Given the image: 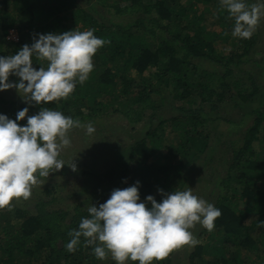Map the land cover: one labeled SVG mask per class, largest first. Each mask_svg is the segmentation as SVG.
Returning <instances> with one entry per match:
<instances>
[{"label":"trees","instance_id":"obj_1","mask_svg":"<svg viewBox=\"0 0 264 264\" xmlns=\"http://www.w3.org/2000/svg\"><path fill=\"white\" fill-rule=\"evenodd\" d=\"M98 1L109 3L112 19H119L116 23L98 16L90 6L88 10L82 8L80 0H0V55L15 54L22 45H30L37 33L93 29L95 36L106 41L92 57L93 69L88 79L78 83L67 98L36 105L15 96V91L8 92L15 89H8L0 92V114L15 120L16 113L24 107H28L29 116L47 107L79 120L80 124L94 125L98 117L110 113H119L128 123L135 124L145 117L153 118L168 91L171 102L178 104L177 114L159 120L158 127L170 124L178 139L176 149L165 146L163 139L156 136L157 131L149 129L129 148L128 159L136 169L124 164L115 175L118 184L112 183L111 189L100 196L93 192L67 212L53 207V190L45 188L34 203L0 208V251L4 253L0 264H15L16 258H24L28 264H116L110 253L102 260L97 259L92 251L95 245H86L83 237L74 251L66 250L68 232L78 228L82 217H88L87 208L98 207L113 189L125 188L120 183L129 178L131 171L129 181H139L140 200L152 195L159 202L161 195L154 196L152 189L167 188L185 166L178 163L173 168L162 167L163 183L154 186L151 180L155 181L158 174L151 172L148 161L155 153L166 148L185 157L189 164L194 163L207 147L208 136L199 131L207 124L206 118L233 104L242 108L256 96L257 107L249 113L252 123L244 133L241 149L232 153L229 172L233 174L225 180L236 185L226 183L230 195L226 192L214 205L221 211L214 221L213 229L218 230L215 235L209 234L211 244L193 247L187 264H264V91H260L252 74L248 76V87L235 78L231 68L246 61L260 66L255 60L257 33L253 32L249 39L234 41L227 55L222 56L215 48L216 37L227 41V32L217 36L206 32L201 25L204 16L194 11V5L182 6L181 0ZM213 1L197 2L209 8L215 4ZM214 6L216 24L225 25L227 10ZM11 29L17 34L15 41L8 40ZM195 60L209 61L222 70L201 69ZM32 61L34 68L46 67V62L35 56ZM148 69H152V79L138 77ZM261 71L264 73V67ZM9 80L18 78L10 75ZM26 119L27 116L17 123L23 126ZM259 132L261 141L252 146L260 140ZM36 175L37 179L42 178ZM239 202L243 208H238ZM146 207L150 204L146 203ZM250 229L253 231L249 232ZM207 231L203 228L201 233ZM206 256L211 259H204ZM153 264H172V251Z\"/></svg>","mask_w":264,"mask_h":264},{"label":"clouds","instance_id":"obj_2","mask_svg":"<svg viewBox=\"0 0 264 264\" xmlns=\"http://www.w3.org/2000/svg\"><path fill=\"white\" fill-rule=\"evenodd\" d=\"M220 4L234 19L231 35L236 38H251L264 18V0L252 4L220 0ZM105 43L93 29L37 33L30 45H22L15 54L0 55V92L15 89L24 101L36 105L67 98L78 83L88 79L92 57ZM33 56L46 62V67L34 68ZM10 75L18 80L10 81ZM27 113L28 107L20 109L15 120L0 114V208L14 198L28 199L38 183L36 174L48 177L52 169L65 165L58 155L70 145L67 133L81 126L79 120L47 107L30 116ZM26 116V124L19 125ZM83 127L87 134L95 131L91 122ZM71 168L75 170V165ZM138 187L136 181L113 189L98 207L90 205L88 217L81 218L77 229L69 230L66 250L74 251L83 237L86 245H95L92 251L97 259L110 253L116 264L128 260L153 264L176 248L195 246L198 240L191 229L199 224L211 231L221 215L219 208L193 194L192 188L167 194L158 189L161 200L157 202L152 195L141 201Z\"/></svg>","mask_w":264,"mask_h":264},{"label":"rangeland","instance_id":"obj_3","mask_svg":"<svg viewBox=\"0 0 264 264\" xmlns=\"http://www.w3.org/2000/svg\"><path fill=\"white\" fill-rule=\"evenodd\" d=\"M197 1L181 0V4L185 7L194 5V11H197L198 14L202 13L205 21H202L201 25L204 26L206 32H214L216 36L221 32H227V41L216 37L218 40L215 46L218 53H221L222 56L227 55L232 47L231 44L240 39L231 35L234 19L229 15L225 25H218L214 17L217 11L214 5L218 9L226 10L221 6L220 0H212L215 4L210 5L209 8ZM80 2L82 8L88 10L90 6L98 16L112 19V15L108 12L107 8L108 2L105 4H101L98 0H80ZM255 2L256 0H250L245 3L252 4ZM112 20L116 23L119 19ZM254 32L257 33L255 47L258 50L255 60L260 62V66L246 61L238 68H231L235 78L244 81L248 87L250 85L248 76L252 74L262 92L264 91V73L261 71V68L264 67V18H261ZM8 37L9 39L17 38L14 29L9 31ZM194 63L201 67V69L203 68L211 72L222 70L219 66L211 64L209 61L195 60ZM151 70H146L138 77L143 76L145 78L150 76V79H152ZM134 75L132 72V76ZM12 91H15V94H10L18 95L16 90L8 92ZM166 92L161 108L151 119L145 117L144 120L138 123L130 124L121 114L110 113L95 120V124L93 125L95 131L91 134H87L85 127H83V125H87L88 123H82L81 126L71 128L67 133L70 145L61 149L58 155V159L62 160L65 165L59 170L52 169L48 177L38 178V183L32 186L31 195L28 199L14 198L9 202V205L13 206L25 202L34 203L45 188L53 190L51 194L55 198L53 207L67 212L71 211L75 204L89 197L93 192L100 196L105 191L111 189L112 183V186L118 184L115 175L124 164L129 163L131 169L132 165L136 169L134 163L129 162V148L134 142L143 138L149 129L157 131L155 132L156 136L163 139L165 146L171 145L176 149L178 139L170 124L158 127L159 120L170 119V117L177 114L176 107H178V104L174 105L171 102L172 96L168 91ZM257 99L258 96L252 102L246 103L242 108H236L233 106L234 104L227 106L225 109H221L206 118L208 120L207 124L203 129L199 128V131L204 132V135L207 134V147L194 163L189 164V161L185 157L177 155L173 150L170 152L166 148L159 149L148 161V166L152 169L151 172L158 174L155 179L156 182L151 180V183L154 186L163 183L164 171L162 167L173 168L178 163H181L185 166L184 170L179 173L178 179L169 182L167 188L162 189L163 193L167 194L173 190H183L189 187L192 188L193 194L215 205L217 200L225 196L228 190L225 180L233 174L229 172L232 153L234 150H240L242 147L244 133L252 123V117H249V113L257 107ZM261 135V132H259L257 137L260 139ZM260 141L261 139L253 142L252 146H256ZM71 164L75 165V170L71 168ZM132 173L133 171H131ZM131 174L129 173L127 176L129 178L120 184L125 187L131 186L135 182L129 181ZM227 185L232 186L236 184L228 182ZM155 187L152 189L154 196L158 194ZM227 195H230V191L227 192ZM238 208H243L240 202ZM202 230L203 227L199 224H196L191 229L198 240L196 245L211 244L208 236L212 233L215 235L218 229L215 228L206 233H201ZM252 231L253 229L249 230V232ZM193 247L185 245L172 250V264H187L188 255L193 250ZM3 255L4 253L0 251V257ZM204 259L210 260L211 257L206 256ZM13 263L28 264L24 258H16ZM100 263L103 264L104 262ZM125 264H130V260L125 261Z\"/></svg>","mask_w":264,"mask_h":264},{"label":"built area","instance_id":"obj_4","mask_svg":"<svg viewBox=\"0 0 264 264\" xmlns=\"http://www.w3.org/2000/svg\"><path fill=\"white\" fill-rule=\"evenodd\" d=\"M16 39H17V38H15V39H10V40H14V41H15ZM8 40H9V37H8Z\"/></svg>","mask_w":264,"mask_h":264}]
</instances>
